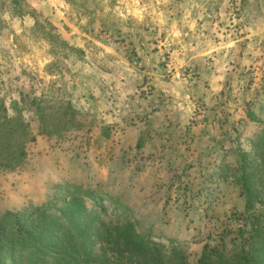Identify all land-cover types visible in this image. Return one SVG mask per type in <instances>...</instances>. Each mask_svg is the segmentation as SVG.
Returning a JSON list of instances; mask_svg holds the SVG:
<instances>
[{"label": "rangeland", "instance_id": "1", "mask_svg": "<svg viewBox=\"0 0 264 264\" xmlns=\"http://www.w3.org/2000/svg\"><path fill=\"white\" fill-rule=\"evenodd\" d=\"M75 182L190 264L264 226V0H0V215Z\"/></svg>", "mask_w": 264, "mask_h": 264}, {"label": "trees", "instance_id": "2", "mask_svg": "<svg viewBox=\"0 0 264 264\" xmlns=\"http://www.w3.org/2000/svg\"><path fill=\"white\" fill-rule=\"evenodd\" d=\"M23 155L20 150L19 157ZM5 167L14 168L12 160L6 161ZM57 188L55 204L48 201L0 215V264H39L49 256L60 264H96L87 244L94 235L114 247L118 264H190L185 252L142 237L131 221L122 227L97 226L98 214H105L113 202L109 200L110 206L100 202L97 198L102 192L76 182ZM245 196L249 210L253 196L248 190ZM120 207L116 205V209ZM262 218L257 216L252 232L232 248L224 237L215 246L206 244L197 264H264Z\"/></svg>", "mask_w": 264, "mask_h": 264}, {"label": "clouds", "instance_id": "3", "mask_svg": "<svg viewBox=\"0 0 264 264\" xmlns=\"http://www.w3.org/2000/svg\"><path fill=\"white\" fill-rule=\"evenodd\" d=\"M8 18V16H7V14H5V19H7ZM209 53H207V52H205L204 53V55H208Z\"/></svg>", "mask_w": 264, "mask_h": 264}]
</instances>
